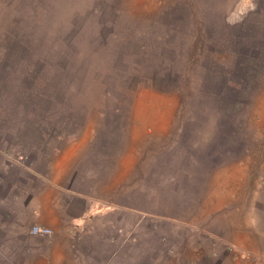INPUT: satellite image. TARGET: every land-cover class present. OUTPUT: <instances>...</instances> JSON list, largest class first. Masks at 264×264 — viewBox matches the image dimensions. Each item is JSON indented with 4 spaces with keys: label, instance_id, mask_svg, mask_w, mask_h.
<instances>
[{
    "label": "rangeland",
    "instance_id": "1",
    "mask_svg": "<svg viewBox=\"0 0 264 264\" xmlns=\"http://www.w3.org/2000/svg\"><path fill=\"white\" fill-rule=\"evenodd\" d=\"M0 136L119 183L86 250L193 264L212 218L264 228V0H0Z\"/></svg>",
    "mask_w": 264,
    "mask_h": 264
},
{
    "label": "crops",
    "instance_id": "2",
    "mask_svg": "<svg viewBox=\"0 0 264 264\" xmlns=\"http://www.w3.org/2000/svg\"><path fill=\"white\" fill-rule=\"evenodd\" d=\"M73 148L69 144L51 155H27L0 136V256L7 257L0 264H112L98 258L105 255L115 257L117 264H137L135 249L98 254L83 248L88 239H100L105 228L118 222L120 185L80 169V155ZM235 221L212 218L207 235L201 237L206 236V242L193 248L191 262L201 264L207 257L212 264H252L245 254L252 253L255 264H264V228L247 217ZM34 225L51 229L53 235L32 236ZM213 236L234 246L238 256ZM154 264L168 263L161 256Z\"/></svg>",
    "mask_w": 264,
    "mask_h": 264
},
{
    "label": "built area",
    "instance_id": "3",
    "mask_svg": "<svg viewBox=\"0 0 264 264\" xmlns=\"http://www.w3.org/2000/svg\"><path fill=\"white\" fill-rule=\"evenodd\" d=\"M30 233L34 237H39V238H44V239L50 238L53 235V231L51 229L46 228V227H42L39 225H34L31 228ZM221 245H223V243ZM223 247H224V249L227 250V252L234 254L235 256H238L234 246L229 245V244H225V245H223Z\"/></svg>",
    "mask_w": 264,
    "mask_h": 264
},
{
    "label": "trees",
    "instance_id": "4",
    "mask_svg": "<svg viewBox=\"0 0 264 264\" xmlns=\"http://www.w3.org/2000/svg\"><path fill=\"white\" fill-rule=\"evenodd\" d=\"M61 69L63 70V72L66 71V67L65 66H63V68H61Z\"/></svg>",
    "mask_w": 264,
    "mask_h": 264
}]
</instances>
